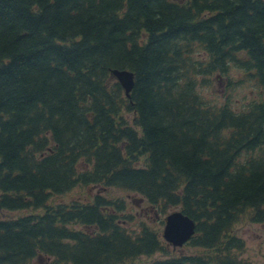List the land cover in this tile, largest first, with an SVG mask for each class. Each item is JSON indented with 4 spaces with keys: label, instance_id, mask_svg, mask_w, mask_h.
I'll use <instances>...</instances> for the list:
<instances>
[{
    "label": "trees",
    "instance_id": "1",
    "mask_svg": "<svg viewBox=\"0 0 264 264\" xmlns=\"http://www.w3.org/2000/svg\"><path fill=\"white\" fill-rule=\"evenodd\" d=\"M243 213L264 221V0H0V264H250Z\"/></svg>",
    "mask_w": 264,
    "mask_h": 264
},
{
    "label": "rangeland",
    "instance_id": "2",
    "mask_svg": "<svg viewBox=\"0 0 264 264\" xmlns=\"http://www.w3.org/2000/svg\"><path fill=\"white\" fill-rule=\"evenodd\" d=\"M222 85V84H221ZM224 86V85H223ZM216 89H218V85H215ZM219 90V89H218ZM217 91V90H216ZM252 93L248 91L246 94L247 97H250ZM94 189H88V192H92ZM107 195H121L123 192L115 190V189H107ZM82 196L80 194V188L75 187L68 193L58 196L57 200L69 201V200H78ZM148 205L143 204V207H133L131 206V210L134 211L136 216V220L145 217L148 224L155 226L158 222V213H151V210H148ZM233 229H235L238 236L244 239L245 245L244 250L241 252L243 258L247 260L250 264H264V221L256 222L250 221L248 218V213H243L238 221L234 223ZM176 251H185L183 247L174 249ZM155 256H160L156 254ZM148 257L141 256L135 260L134 264H139L144 260H147ZM32 264H43L42 260H34Z\"/></svg>",
    "mask_w": 264,
    "mask_h": 264
},
{
    "label": "water",
    "instance_id": "3",
    "mask_svg": "<svg viewBox=\"0 0 264 264\" xmlns=\"http://www.w3.org/2000/svg\"><path fill=\"white\" fill-rule=\"evenodd\" d=\"M111 73L122 85L124 92L129 96L134 84V75L126 69H113ZM194 230V223L181 212H173L166 217L163 236L174 245H181Z\"/></svg>",
    "mask_w": 264,
    "mask_h": 264
}]
</instances>
